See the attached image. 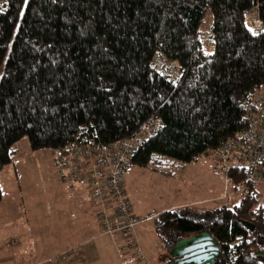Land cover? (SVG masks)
I'll list each match as a JSON object with an SVG mask.
<instances>
[{
	"label": "trees",
	"instance_id": "obj_1",
	"mask_svg": "<svg viewBox=\"0 0 264 264\" xmlns=\"http://www.w3.org/2000/svg\"><path fill=\"white\" fill-rule=\"evenodd\" d=\"M251 8L262 20L258 34L243 14ZM207 17L210 53L202 40ZM4 59L0 169L24 136L32 150L54 151L80 127L113 142L145 122L160 128L130 165L157 166L165 157L190 163L244 131L247 112L256 110L264 91V0H1ZM228 175L236 193L247 187L237 204L155 216L163 248L207 231L219 246L213 264H264V202L242 170Z\"/></svg>",
	"mask_w": 264,
	"mask_h": 264
},
{
	"label": "built area",
	"instance_id": "obj_2",
	"mask_svg": "<svg viewBox=\"0 0 264 264\" xmlns=\"http://www.w3.org/2000/svg\"><path fill=\"white\" fill-rule=\"evenodd\" d=\"M243 14L250 17L252 32L260 33L262 20L254 8ZM255 98L252 106L256 110H249L246 114L247 128L225 139L213 151L212 173L223 178L225 188L230 184L228 174L231 170H242L250 183L264 178V91ZM159 128L158 122H145L130 137L105 142L99 141L94 129L80 127L65 148L54 150L58 179L68 188L82 187L89 194L94 205L97 236L118 237L114 242L117 254L137 262L146 259L136 236L140 219L133 214L123 177L130 166L131 156ZM246 191L244 184L237 190L241 194Z\"/></svg>",
	"mask_w": 264,
	"mask_h": 264
},
{
	"label": "rangeland",
	"instance_id": "obj_3",
	"mask_svg": "<svg viewBox=\"0 0 264 264\" xmlns=\"http://www.w3.org/2000/svg\"><path fill=\"white\" fill-rule=\"evenodd\" d=\"M210 22L211 17H207L202 25V40L206 53H210L214 49L210 34ZM5 59L0 62L1 67H3ZM166 64L168 67L170 66L168 69H173L170 62L166 61ZM170 73H175V71H170ZM213 156L212 154H202L197 160L190 163H182L171 157H165L157 166L149 164L144 167L131 164L126 169L124 174L125 190L130 203H132L134 213L140 215L138 218L141 219V222L136 227V236H138L146 258L137 264H161L157 252L159 249L163 250V246L162 238L157 235L155 230V216L161 211L168 210L171 205L180 204L182 201L204 196L213 197L217 194L212 188V179L204 177L202 173L203 170L212 171L210 165H213ZM54 164V151L51 148L32 150L27 136L19 139L13 145L12 161L0 169L2 198L0 213L24 209L27 206H49L57 198H60V203L63 205H71L74 201L87 206L88 199L83 194L82 188H66L63 183L59 187L57 186ZM255 187L259 203L264 202V178L257 182ZM230 192L232 194L224 198L223 201L214 200L192 206L198 208L233 206L241 199V194L236 193L229 184L227 193ZM77 214V210H71L72 218H77ZM150 214L155 215L149 216ZM72 218L68 217L69 220Z\"/></svg>",
	"mask_w": 264,
	"mask_h": 264
},
{
	"label": "crops",
	"instance_id": "obj_4",
	"mask_svg": "<svg viewBox=\"0 0 264 264\" xmlns=\"http://www.w3.org/2000/svg\"><path fill=\"white\" fill-rule=\"evenodd\" d=\"M202 173L204 177L212 179V188L217 194L213 197L204 196L182 201L180 204L171 205L168 209L182 205H202L214 200L223 201L228 196H225L227 188L222 177L213 174L212 171L203 170ZM56 180L59 187L62 182L57 175ZM82 191L88 199L87 206L74 201L71 205H63L60 203V198H57L49 206H27L24 209L0 213V264L139 263L131 258H121L117 254L114 242L118 237L97 236L94 205L91 204L86 190L82 188ZM71 210L78 211V219L72 218ZM133 214H135L134 210ZM135 215L137 218L140 216ZM67 216L72 219L69 220ZM163 251L164 248L161 251L159 249L157 252L159 257Z\"/></svg>",
	"mask_w": 264,
	"mask_h": 264
},
{
	"label": "water",
	"instance_id": "obj_5",
	"mask_svg": "<svg viewBox=\"0 0 264 264\" xmlns=\"http://www.w3.org/2000/svg\"><path fill=\"white\" fill-rule=\"evenodd\" d=\"M163 253H168L172 258L171 264H213L218 257L219 246L212 235L205 231L180 237ZM260 256L264 257V254Z\"/></svg>",
	"mask_w": 264,
	"mask_h": 264
},
{
	"label": "flooded vegetation",
	"instance_id": "obj_6",
	"mask_svg": "<svg viewBox=\"0 0 264 264\" xmlns=\"http://www.w3.org/2000/svg\"><path fill=\"white\" fill-rule=\"evenodd\" d=\"M166 248H164L165 251ZM161 257V264H171L172 258L168 255V253H163Z\"/></svg>",
	"mask_w": 264,
	"mask_h": 264
}]
</instances>
